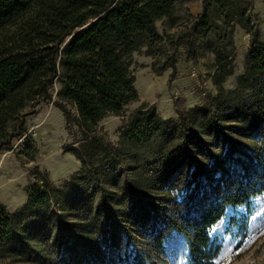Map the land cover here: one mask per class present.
I'll list each match as a JSON object with an SVG mask.
<instances>
[{"label":"trees","instance_id":"1","mask_svg":"<svg viewBox=\"0 0 264 264\" xmlns=\"http://www.w3.org/2000/svg\"><path fill=\"white\" fill-rule=\"evenodd\" d=\"M183 2L0 0V32L26 16L36 20L37 35L24 38L26 51L15 56L34 53L30 38L52 37L55 26L57 42L79 29L64 47L63 82L85 123L96 122L107 111L119 112L134 96L121 57L142 46L156 61L155 71L174 68L180 50L193 62L210 52L216 88L201 104L179 110L175 122L158 119L152 108L137 112L125 134L136 142L155 137L162 149L135 154L128 170L115 172L109 189L90 170L78 173V184L62 206L45 178L27 186L26 200L15 211L0 202V260L46 264L78 247L99 255L108 244L124 247L138 240L159 253L176 232L187 241L190 264H214L220 251L215 236L219 223L229 210L248 209L264 194V41L252 26L251 1L201 0L200 13L186 14L181 29L158 33L159 20L169 28L184 21L178 14ZM42 17L50 24L45 31ZM237 27L250 31L251 38L243 71L226 89ZM30 67L22 63L13 68L23 78L11 73L4 78L9 93L0 98V109L26 95L50 68L43 63L30 72ZM148 259L126 253L111 264H145Z\"/></svg>","mask_w":264,"mask_h":264},{"label":"rangeland","instance_id":"2","mask_svg":"<svg viewBox=\"0 0 264 264\" xmlns=\"http://www.w3.org/2000/svg\"><path fill=\"white\" fill-rule=\"evenodd\" d=\"M250 1L252 26L264 41V0ZM200 6L199 0H184L178 10L184 21L169 28L159 20L157 32L178 31L187 23L186 14L195 16L194 12ZM27 17L30 19V16L21 18L0 32V51H7L0 54V98L9 93L6 76L10 73L16 79L26 76L13 73L16 66L28 64L32 66L30 72L43 63L50 68L46 67L47 71L39 75L26 95L19 94L0 109V202L10 212L25 202L27 186L39 178L49 181L61 206L66 204L70 188L78 184V173L96 172L102 188L109 189L115 182V172L128 170L135 154L162 149L155 137L147 142H136L125 134L137 112L152 108L158 119L175 122L179 110L201 104L216 90L211 80L214 56L210 52L193 62L180 50L174 68L155 71L156 61L146 54V46H142L121 57L126 75L132 82L134 98L126 100L119 112L107 111L96 122L85 123L80 117L77 101L64 92L63 82L64 47L79 29L57 42L54 35L58 34V27L55 26L50 29L54 33L52 37L45 40L30 38L34 53L15 56L26 51L24 44L29 36L37 35L36 20L30 22ZM42 18L41 21L46 23L42 26L45 31L50 24ZM250 38V31L236 28L233 74L223 82L226 89L233 87L236 76L243 71ZM14 42L19 46L13 49ZM19 131L23 134L14 136ZM215 236L220 251L214 264H264V194L257 196L248 209L229 210L216 228ZM108 245L109 249L103 248L99 255L78 247L72 253L66 251L64 255L48 259L46 264H111L126 253L147 255L149 259L145 264H190L187 241L176 232L159 253L150 252L142 240L132 241L124 247ZM0 264L31 263L6 258L1 259Z\"/></svg>","mask_w":264,"mask_h":264},{"label":"crops","instance_id":"3","mask_svg":"<svg viewBox=\"0 0 264 264\" xmlns=\"http://www.w3.org/2000/svg\"><path fill=\"white\" fill-rule=\"evenodd\" d=\"M199 1H200V4H201V0H199ZM200 11H201V6H200V8L198 10L196 9V11L194 12V15L196 16L197 14L200 13ZM25 200H26V198H25Z\"/></svg>","mask_w":264,"mask_h":264},{"label":"built area","instance_id":"4","mask_svg":"<svg viewBox=\"0 0 264 264\" xmlns=\"http://www.w3.org/2000/svg\"><path fill=\"white\" fill-rule=\"evenodd\" d=\"M195 74L194 73H192V76H194Z\"/></svg>","mask_w":264,"mask_h":264}]
</instances>
